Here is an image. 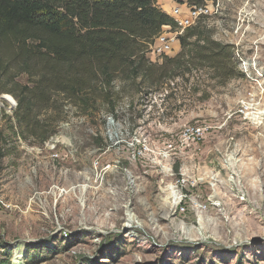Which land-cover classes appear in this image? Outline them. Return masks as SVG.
I'll return each mask as SVG.
<instances>
[{"label":"rangeland","instance_id":"374dc122","mask_svg":"<svg viewBox=\"0 0 264 264\" xmlns=\"http://www.w3.org/2000/svg\"><path fill=\"white\" fill-rule=\"evenodd\" d=\"M200 26L233 46L235 73L194 74L199 91L164 111L166 89L122 95L115 118L59 99L38 144L0 94L1 264L17 249L16 264H264V0H218Z\"/></svg>","mask_w":264,"mask_h":264},{"label":"trees","instance_id":"16d2710c","mask_svg":"<svg viewBox=\"0 0 264 264\" xmlns=\"http://www.w3.org/2000/svg\"><path fill=\"white\" fill-rule=\"evenodd\" d=\"M155 1L0 0V94L15 99L12 118L23 139L41 144L56 133L59 99L88 117L101 106L115 118L118 100L129 92L148 99L152 91L168 90L160 104L164 111L170 98L176 102L172 93L199 91L190 82L194 74L220 81L234 75L233 46L200 26L204 16L178 36L174 56L150 60L161 27L175 26ZM173 1L200 6L214 0ZM22 74L25 83L17 80ZM52 109L58 117L39 116Z\"/></svg>","mask_w":264,"mask_h":264},{"label":"built area","instance_id":"2783aa9c","mask_svg":"<svg viewBox=\"0 0 264 264\" xmlns=\"http://www.w3.org/2000/svg\"><path fill=\"white\" fill-rule=\"evenodd\" d=\"M200 6H188L186 3H175L169 8V15L174 20L175 26H162L159 34L154 38L150 45V52L155 50L156 57H161L167 54L173 44L178 42V36L181 35L184 29L193 25L200 17L206 16L210 10L218 6V0L210 1ZM148 52V54L150 53ZM9 208V204L0 196V210Z\"/></svg>","mask_w":264,"mask_h":264},{"label":"bare ground","instance_id":"6f19581e","mask_svg":"<svg viewBox=\"0 0 264 264\" xmlns=\"http://www.w3.org/2000/svg\"><path fill=\"white\" fill-rule=\"evenodd\" d=\"M2 98H3L4 100L8 101L9 103H11V98H10V96H8V95H4ZM130 188H131V186H130ZM134 220H136V219H134L133 215H130V214L127 215V221L130 222L131 225H135ZM137 223H138V222H137ZM22 257H23V252L21 251V249H17V250L15 251V253H14L13 263L16 264V263L20 262L21 259H22Z\"/></svg>","mask_w":264,"mask_h":264}]
</instances>
